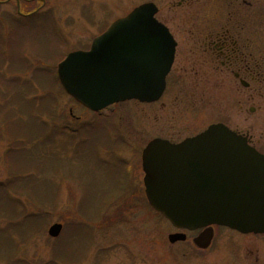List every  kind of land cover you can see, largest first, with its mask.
<instances>
[{"label": "rangeland", "instance_id": "1", "mask_svg": "<svg viewBox=\"0 0 264 264\" xmlns=\"http://www.w3.org/2000/svg\"><path fill=\"white\" fill-rule=\"evenodd\" d=\"M178 1L33 0L20 3L17 12L18 0H0V207L14 201L17 211L24 212L11 221L13 207L0 211V256L10 261L0 264H221L216 251L220 236L206 251L195 250L189 241L170 245L169 224L144 196L139 156L147 141L168 139L173 127L192 126L190 121L196 118L200 126L198 108L192 116L168 114L169 105L174 110L185 108L183 88L170 95L177 101H163L168 110L161 113L157 106L131 101L93 113L64 94L56 75L57 64L68 53L86 50L106 26L146 3L156 7L180 51L186 52L187 36L205 17L200 11L188 13L185 7H177ZM256 3L262 6L264 0ZM32 12L36 14L29 15ZM43 95L52 102L58 130L50 132L48 119L44 135L34 141L40 149L23 156L13 153L18 159L12 157L11 162L19 163V168L37 167L35 172H22L7 157L11 153L8 136L14 138V127L33 129L35 123L25 117L15 121L25 107L12 103L16 97L29 108L26 102ZM57 111V115L63 112L62 125ZM24 144L26 151L34 147L25 140ZM26 179L32 180V195L23 192ZM9 222L21 225L18 234L8 229ZM53 225L61 226L56 238L48 235ZM236 244V256L223 255L230 260L224 264H264V237H246Z\"/></svg>", "mask_w": 264, "mask_h": 264}, {"label": "water", "instance_id": "2", "mask_svg": "<svg viewBox=\"0 0 264 264\" xmlns=\"http://www.w3.org/2000/svg\"><path fill=\"white\" fill-rule=\"evenodd\" d=\"M143 4L117 19L88 51L69 53L57 65L65 94L98 112L129 100L152 102L163 91L175 44ZM149 206L178 229L220 225L264 234V156L223 126L172 145L153 140L141 155ZM60 225L48 235L56 238ZM170 236L169 242L182 241Z\"/></svg>", "mask_w": 264, "mask_h": 264}, {"label": "flooded vegetation", "instance_id": "3", "mask_svg": "<svg viewBox=\"0 0 264 264\" xmlns=\"http://www.w3.org/2000/svg\"><path fill=\"white\" fill-rule=\"evenodd\" d=\"M31 1L33 0L15 2L17 12L20 3H30ZM256 1L179 0L176 3L177 7H185L188 13L200 11L205 17L199 26L191 29L190 35L186 38V52L183 53L180 51L182 47L180 48L170 29L164 23L165 21L160 19L157 12L156 20L167 28L174 40L172 64L164 79L161 96L157 100L131 102L157 106V112L161 113L168 110L163 101L165 99L168 102L169 100L177 101L170 95L175 91V88L181 87L185 94V101H183L185 108L179 107L174 110V106L169 105L171 110L168 111V114L170 112L172 115V112L178 117L187 112L191 115L198 108V114H201L202 117H198L200 126L197 125V118L194 116L196 119L190 121V123H196L192 124L193 127H188L187 123L176 129L173 127L174 131L169 134L168 139L153 137L147 141L145 146L155 139L178 144L199 135L211 126L219 125L244 139L250 148L264 155V3L260 4L262 6H258ZM35 12L29 15L36 14ZM45 98L46 96L43 95L37 99L44 100ZM51 103L49 105L50 112H46L41 120L45 126L48 119L51 120L54 126L52 124L47 126L49 129L52 126L55 134L58 127L53 123L52 111L55 110ZM53 104L56 106V100L53 101ZM57 113L60 112H56V118L62 125L61 115L63 112L61 115H57ZM257 115L259 117L263 115L262 119ZM237 120L239 122H236ZM241 120L242 123H240ZM185 131L193 132L186 134ZM74 132L78 134V130ZM143 149L139 156L141 171ZM168 227L172 230V233L167 236L170 245L184 244L189 241L192 247L198 251L208 250L220 236L221 240L217 244L218 250L216 249V251L217 255H220L218 263L221 264L230 262L223 255H227L228 258L231 257V254L233 257L236 256L238 247L236 243H240L246 237H264V234H242L217 225L206 226L194 231L177 229L171 224ZM175 235L182 236L183 240L170 243L169 237Z\"/></svg>", "mask_w": 264, "mask_h": 264}, {"label": "trees", "instance_id": "4", "mask_svg": "<svg viewBox=\"0 0 264 264\" xmlns=\"http://www.w3.org/2000/svg\"><path fill=\"white\" fill-rule=\"evenodd\" d=\"M27 95L23 96L21 98V100L24 101V99L26 98ZM25 102V101H24ZM14 106H16L18 104V107H19V104L22 105L23 107V110L20 112L18 111V115L15 116V121L18 120L19 118H27L29 120L32 119V121L35 123V127L32 129L31 127L27 128V129H16L14 126V131L16 134L14 135V138L13 137H9V143H8V146H7V150L9 151L10 154H8L7 157L10 158V162H11V158L13 157V153L15 152V155L16 156H23L24 153H34L36 150L40 149L39 148V145H36L34 144V141L39 138L40 136L44 135V128H46L45 126V123L43 124L42 120H40V118L44 117V114L49 113L50 112V108H49V105H50V102L45 98L44 100L43 99H32V102L28 103L26 102L27 105H29V108L26 107L18 98L15 97V99L13 100V103ZM10 103V105H12ZM13 106V105H12ZM19 109V108H18ZM14 111V110H13ZM37 120L40 121L39 123H37ZM53 127L51 126L50 128V132L52 133L53 132ZM81 133V132H80ZM17 134H18V137H20V139L23 140V142L21 141V143L19 144L17 142ZM82 135H85V133L82 132ZM92 135L88 136L89 138H91ZM16 137V138H15ZM99 135L93 137L94 138V143L97 145L96 141H98L99 139ZM24 140L26 141V143L28 144H33L32 146L34 147H31L29 149V151H26L25 150V144H24ZM22 144V145H21ZM18 158L17 157H13L12 160H17ZM26 164H27V161H25ZM12 163V162H11ZM13 165H15L17 168H19L18 166L20 165L19 163H12ZM21 167H23V165H21ZM25 167V166H24ZM20 171L22 172H35L36 170H33V169H37L36 166H33L32 164H29L26 168L24 169H21L19 168ZM16 174V173H15ZM25 180V179H23ZM30 183H32V180L31 179H26L25 182H22V187H23V192H26L27 194L29 195H32L33 194V188L31 187ZM30 185V186H28ZM1 203V202H0ZM4 204H7V206H2L0 207V211L6 209V210H12V208L10 207H13V209L15 210L14 213H13V219H10L11 221H14V218L15 220L16 219H19L20 217H22L24 215V212H18L17 211V207L19 206L16 202L14 201H8V203L4 202ZM43 208V207H42ZM11 216V215H10ZM96 215H92L90 217V220H94ZM28 218V217H26ZM33 218V217H32ZM34 219V218H33ZM29 222V224H31V226L33 225L34 226V223H30V219L28 218L27 220ZM85 221H87V219H85ZM8 229L9 230H12L14 229V234H18L19 231H20V228H21V225H18L16 224V226H12L10 224V222L8 223L7 225ZM19 230V231H17ZM17 231V232H16ZM1 235L3 233H0ZM12 234V233H11ZM0 235V236H1ZM10 237H12L10 235ZM9 237V238H10ZM7 238V239H9ZM6 239V240H7ZM10 241V240H9ZM0 261H5V262H10L9 261V257H4L3 255L0 256Z\"/></svg>", "mask_w": 264, "mask_h": 264}, {"label": "bare ground", "instance_id": "5", "mask_svg": "<svg viewBox=\"0 0 264 264\" xmlns=\"http://www.w3.org/2000/svg\"><path fill=\"white\" fill-rule=\"evenodd\" d=\"M140 102V101H139Z\"/></svg>", "mask_w": 264, "mask_h": 264}]
</instances>
